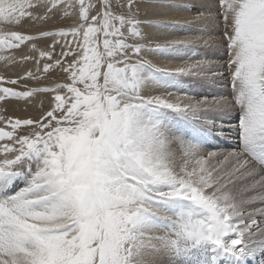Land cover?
Returning <instances> with one entry per match:
<instances>
[{
	"label": "snow or ice",
	"instance_id": "snow-or-ice-1",
	"mask_svg": "<svg viewBox=\"0 0 264 264\" xmlns=\"http://www.w3.org/2000/svg\"><path fill=\"white\" fill-rule=\"evenodd\" d=\"M191 7L0 0V264H264V0Z\"/></svg>",
	"mask_w": 264,
	"mask_h": 264
},
{
	"label": "bare ground",
	"instance_id": "bare-ground-1",
	"mask_svg": "<svg viewBox=\"0 0 264 264\" xmlns=\"http://www.w3.org/2000/svg\"><path fill=\"white\" fill-rule=\"evenodd\" d=\"M179 3H186L191 5L190 10H178L171 12L167 18L179 21L180 27H177L174 30H169L163 34H158L157 38L159 40H163L165 38H173L175 36H184V35H204L205 33H212L218 35V31L216 30V24L211 20H205L203 22H197L194 20V18L197 16L198 12L203 11L205 7L208 6H214L216 0H177ZM147 12L148 18H153L151 16L152 9H145L143 10ZM215 15V13H213ZM196 29H204L205 32H197ZM153 32L155 29L152 30ZM201 50L206 54V57L210 60L219 61L220 63H223L227 56L224 54V52L221 50L219 53L215 49H204L201 48ZM150 59L152 57H149ZM203 57L197 56L195 59H201ZM184 59H187L186 57ZM160 66H174L176 64H180L183 62L181 59H177L174 56L167 55L164 58H159L156 61ZM185 88L188 91L189 95L196 96L197 98H200L202 95H207L209 97L211 96H227L231 92V86L230 83L225 81H203L195 78H186L184 80ZM170 91H176L175 89H170ZM235 123V121H233ZM219 143L224 148H229L233 146L234 141L233 140H221Z\"/></svg>",
	"mask_w": 264,
	"mask_h": 264
},
{
	"label": "rangeland",
	"instance_id": "rangeland-1",
	"mask_svg": "<svg viewBox=\"0 0 264 264\" xmlns=\"http://www.w3.org/2000/svg\"><path fill=\"white\" fill-rule=\"evenodd\" d=\"M144 18L145 19H150V18H148V16L147 15H145L144 16ZM13 30H15V29H13ZM155 31H158V30H155ZM167 55H162V56H160L161 58H164V57H166ZM159 57V58H160ZM158 58V59H159ZM15 69H11V68H9L7 71H9V72H11V71H14ZM3 71H6V69L4 68V65L2 64V63H0V72H3ZM17 114H23V113H17Z\"/></svg>",
	"mask_w": 264,
	"mask_h": 264
}]
</instances>
